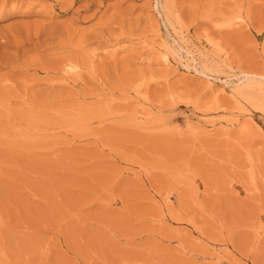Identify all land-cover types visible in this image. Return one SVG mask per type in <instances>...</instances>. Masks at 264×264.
<instances>
[{
  "label": "rangeland",
  "instance_id": "1",
  "mask_svg": "<svg viewBox=\"0 0 264 264\" xmlns=\"http://www.w3.org/2000/svg\"><path fill=\"white\" fill-rule=\"evenodd\" d=\"M163 1L0 0V264H264V0Z\"/></svg>",
  "mask_w": 264,
  "mask_h": 264
},
{
  "label": "bare ground",
  "instance_id": "2",
  "mask_svg": "<svg viewBox=\"0 0 264 264\" xmlns=\"http://www.w3.org/2000/svg\"><path fill=\"white\" fill-rule=\"evenodd\" d=\"M246 1V0H245ZM174 0H164L163 1V8H165V10H167V11H169V13L170 14H172L173 12H174V6H173V4H174ZM243 3V2H242ZM242 5V4H241ZM244 7H245V5H243ZM243 6H240L239 8L237 7V10L236 11H234V13L233 14H235L234 16L235 17H237V18H235V19H238L239 20V18H243L244 17V15H248L249 13H247V12H245L244 11V7ZM235 7V8H236ZM249 8V7H248ZM247 8V9H248ZM175 9H176V7H175ZM234 10V9H233ZM230 13V12H229ZM246 19V18H245ZM232 19H230V21H231ZM240 20H242V19H240ZM243 22V21H242ZM26 33H28V32H26ZM36 34V33H35ZM26 36V35H25ZM14 38V37H13ZM25 38V37H24ZM19 39V38H18ZM256 81H250V83H255ZM263 82V81H262ZM222 83L226 86V82H224V81H222ZM257 83V82H256ZM258 84V83H257ZM260 85V84H259ZM260 86H262V87H264V84L262 85H260ZM259 87V86H258ZM264 90V89H263ZM261 92V91H260ZM264 92V91H263Z\"/></svg>",
  "mask_w": 264,
  "mask_h": 264
}]
</instances>
